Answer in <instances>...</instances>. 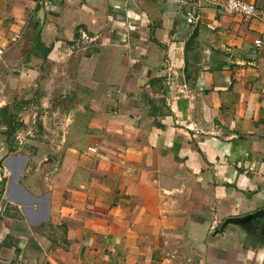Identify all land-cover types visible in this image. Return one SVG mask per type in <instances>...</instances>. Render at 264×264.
Returning a JSON list of instances; mask_svg holds the SVG:
<instances>
[{"label": "crops", "instance_id": "obj_1", "mask_svg": "<svg viewBox=\"0 0 264 264\" xmlns=\"http://www.w3.org/2000/svg\"><path fill=\"white\" fill-rule=\"evenodd\" d=\"M263 29L203 0H0L21 122L0 132V264H264V217L225 224L264 208Z\"/></svg>", "mask_w": 264, "mask_h": 264}, {"label": "built area", "instance_id": "obj_2", "mask_svg": "<svg viewBox=\"0 0 264 264\" xmlns=\"http://www.w3.org/2000/svg\"><path fill=\"white\" fill-rule=\"evenodd\" d=\"M210 3L214 8L224 12L241 16L243 19H259L264 22V10L259 9L254 2L248 0H203ZM187 22L195 23V17L188 14ZM95 40V37H89L85 33L81 34L80 40L76 43V48L81 49L88 43ZM264 44V29L255 41L257 47ZM0 49V53H1Z\"/></svg>", "mask_w": 264, "mask_h": 264}, {"label": "trees", "instance_id": "obj_3", "mask_svg": "<svg viewBox=\"0 0 264 264\" xmlns=\"http://www.w3.org/2000/svg\"><path fill=\"white\" fill-rule=\"evenodd\" d=\"M5 126L3 131H0L9 140L15 133L16 129L21 126V122L17 120V115L11 111L9 105L0 108V126ZM2 189L0 187V194Z\"/></svg>", "mask_w": 264, "mask_h": 264}, {"label": "water", "instance_id": "obj_4", "mask_svg": "<svg viewBox=\"0 0 264 264\" xmlns=\"http://www.w3.org/2000/svg\"><path fill=\"white\" fill-rule=\"evenodd\" d=\"M198 30H199V23L195 25V27L192 30V34L189 36V38L185 42V49H189L192 44H194V39L198 35ZM264 217V208L257 210L251 214H247L246 216L243 217H234L230 218L225 221V224L227 223H243L245 221L247 222H252L258 218Z\"/></svg>", "mask_w": 264, "mask_h": 264}, {"label": "rangeland", "instance_id": "obj_5", "mask_svg": "<svg viewBox=\"0 0 264 264\" xmlns=\"http://www.w3.org/2000/svg\"><path fill=\"white\" fill-rule=\"evenodd\" d=\"M43 71L46 72L47 69L44 68ZM57 71H59V70L57 69ZM52 72H53V70H52ZM40 85L42 86V82H40ZM44 85L47 88L48 82H45ZM40 88H42V87H40ZM39 99H41V97ZM47 99L48 98H42L41 101H40V103L43 104L44 106H46L47 105ZM12 100L13 101L11 102V105H9V106H12L13 104H16V102L20 103V101L17 100L15 96L13 97ZM42 108H46V107H42ZM32 115H31L30 118H31V121H32V127H33V129H30L27 134L24 133L23 134V137L31 136L32 135V131L35 129L34 127H36V129H38V127L41 126V122H43V121L44 122H47V120H48V114L47 113L46 114H44V113H41L40 114V113H37L36 112V114H34L33 116ZM42 115H43V117L41 118L40 116H42ZM18 117L21 118V115L18 116Z\"/></svg>", "mask_w": 264, "mask_h": 264}]
</instances>
